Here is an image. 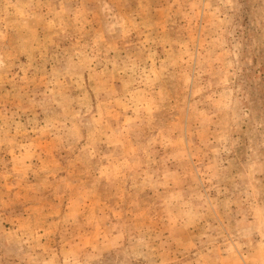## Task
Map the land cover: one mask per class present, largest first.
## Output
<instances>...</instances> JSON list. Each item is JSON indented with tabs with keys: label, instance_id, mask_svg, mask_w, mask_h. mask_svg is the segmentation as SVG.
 Segmentation results:
<instances>
[{
	"label": "rangeland",
	"instance_id": "1",
	"mask_svg": "<svg viewBox=\"0 0 264 264\" xmlns=\"http://www.w3.org/2000/svg\"><path fill=\"white\" fill-rule=\"evenodd\" d=\"M0 264H264V0H0Z\"/></svg>",
	"mask_w": 264,
	"mask_h": 264
}]
</instances>
